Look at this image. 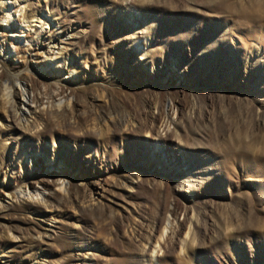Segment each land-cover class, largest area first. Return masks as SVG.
<instances>
[{
    "label": "rangeland",
    "instance_id": "374dc122",
    "mask_svg": "<svg viewBox=\"0 0 264 264\" xmlns=\"http://www.w3.org/2000/svg\"><path fill=\"white\" fill-rule=\"evenodd\" d=\"M12 2L0 264H264V0H18L25 20ZM40 24L60 61L19 42ZM17 85L71 106L24 123ZM33 188L47 204L19 198Z\"/></svg>",
    "mask_w": 264,
    "mask_h": 264
},
{
    "label": "bare ground",
    "instance_id": "6f19581e",
    "mask_svg": "<svg viewBox=\"0 0 264 264\" xmlns=\"http://www.w3.org/2000/svg\"><path fill=\"white\" fill-rule=\"evenodd\" d=\"M18 1V0H17ZM17 1L15 0V2H12L11 4L9 5H6L5 6V10L6 12L8 13L9 16H17L18 18H21L22 20H25L27 15H28V11H27V7L24 5V3H17ZM23 1V0H22ZM141 1V0H140ZM2 9V8H1ZM18 14V15H16ZM30 16V15H29ZM17 18V19H18ZM40 21V20H39ZM8 27H10L9 24H7ZM10 29H12V26L10 27ZM42 31H43V25L40 24V27H39V31L35 33V36L33 39H31L32 41H29V38L28 36H25V38H22L20 37L19 38V42L20 43H31V42H34L36 45H38L39 43L41 44H44V45H47V49L45 50V54L48 55V56H52L55 60V62H58L60 61V59H62V54L60 52V49L56 48L57 50H55V47L57 44H54V43H49L48 39H45L43 36H42ZM18 35V34H17ZM23 35V34H22ZM31 37V36H30ZM28 44V45H29ZM59 47V46H58ZM20 48V47H19ZM40 48V47H39ZM25 49V48H24ZM23 50V49H22ZM2 51V47H0V52ZM16 51V49H15ZM19 52V51H18ZM23 52V51H22ZM20 53V52H19ZM52 59V58H51ZM52 65H55L54 66V70H55V74L56 73H62L61 70H58L57 67H56V64L55 63H52ZM74 73V72H73ZM75 74V73H74ZM34 81V80H33ZM36 83V82H35ZM17 88H19L20 92H21V100L18 102V104H16V102L14 101V104H16L18 106V110H17V116L18 117H21V120L24 121V123H28V120H27V115H34L35 112H36V109H38L40 111V109H42V111L44 110L45 108V105H47V108L50 106L51 108L52 107H55V109H60L62 108V106L64 105L65 107H67V109L71 106V100L72 98L70 97L69 94H67V90L64 91V90H57L56 92H54L53 94H48V93H44L42 94L41 96H33L31 98H29V95H28V91H32V88H27L25 86H20V85H17ZM63 89V88H62ZM39 94V93H38ZM7 98V102L11 99V96H10V93L7 94L6 96ZM31 99V100H30ZM6 102V100H5ZM6 102V103H7ZM11 102V101H10ZM9 102V103H10ZM12 103V102H11ZM10 103V104H11ZM13 104V103H12ZM13 104V105H14ZM30 104H34L36 106V109L34 110H31L30 109ZM173 105V104H172ZM8 108V107H7ZM11 108H13V106H11ZM176 108V107H175ZM170 110L174 113L176 111H174V108H170ZM16 113V112H15ZM14 114V113H13ZM16 115V114H15ZM16 116V117H17ZM168 119V118H167ZM20 120V121H21ZM170 119H169V124H164L163 126V129L165 128H169L170 126ZM163 122V121H162ZM162 127V125H161ZM37 146V145H36ZM35 149V148H34ZM46 158V157H45ZM47 159V158H46ZM31 167H33L34 165H39V161H37L36 158H33L32 160L29 161ZM48 163V161H47ZM37 180V179H36ZM42 181V180H41ZM61 183V182H60ZM44 184V183H43ZM65 184V183H64ZM54 186V185H53ZM57 187H60L61 189L64 190L62 184L57 186ZM66 188V187H65ZM62 190V191H63ZM43 191H45V188H41L40 190L36 189V188H33V189H29L28 190H24V191H20L19 192V198H26L27 200H32L33 202H37V203H42V204H47L48 201L46 200V198L42 195ZM47 191V190H46ZM61 191V190H60ZM65 191V190H64ZM67 192V191H66ZM65 193V192H64ZM67 194V193H66ZM20 200V199H19ZM170 225V223L168 224ZM168 225L165 226L163 229L165 231V229H168L170 231H172L170 229V227L168 228ZM172 225V224H171ZM194 229V228H193ZM192 226H191V223H190V226L189 228L187 229V231L185 232V238L183 240V246H185L186 242H187V239H193L191 238L192 237ZM163 235H160L159 236V239L157 240V242L155 243L154 242V246L152 248V255H156V253L162 248L160 246V241L163 242V239H162ZM13 239V238H12ZM17 239V238H16ZM190 241V240H189ZM151 244V243H150ZM183 248V247H182ZM158 249V250H157ZM162 250V249H161ZM184 250V249H183ZM156 258V256H154V259ZM157 261V260H155Z\"/></svg>",
    "mask_w": 264,
    "mask_h": 264
}]
</instances>
